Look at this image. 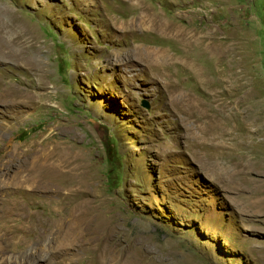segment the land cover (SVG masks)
<instances>
[{
  "label": "rangeland",
  "instance_id": "obj_1",
  "mask_svg": "<svg viewBox=\"0 0 264 264\" xmlns=\"http://www.w3.org/2000/svg\"><path fill=\"white\" fill-rule=\"evenodd\" d=\"M142 2L205 28L218 50L179 59L170 40L124 23L125 0H0L6 32L37 59L27 74L0 64L34 94L0 106V193L24 172L22 150L61 143L76 155L73 197L141 264H264V0ZM141 44L178 59L155 73ZM14 204L0 203V264H48L31 261L39 225Z\"/></svg>",
  "mask_w": 264,
  "mask_h": 264
},
{
  "label": "bare ground",
  "instance_id": "obj_2",
  "mask_svg": "<svg viewBox=\"0 0 264 264\" xmlns=\"http://www.w3.org/2000/svg\"><path fill=\"white\" fill-rule=\"evenodd\" d=\"M125 1L127 7L135 13L128 19H123L124 23L129 25L132 31L157 32L170 40L182 52L177 55L179 59H185L187 62V59L190 60L188 55L193 50H197L198 53L218 50L217 43L207 42L209 37L205 28L203 31L176 24L152 10L142 0ZM135 52L146 59L149 67L158 74H163L168 70L167 67L173 64L174 59H178L165 49L143 44L136 45ZM25 56L24 47H20V44L6 32L5 24L0 19V64L11 63L15 69L27 74L37 59H26ZM8 67L10 66L0 67V73L8 75L10 71ZM29 85L26 77L23 81L14 82L0 78V106L10 110L20 102L33 99L34 94L28 89ZM0 134L5 137L3 131H0ZM8 142L12 143V139H8ZM19 154L25 162L24 172H19L14 178L11 177V183L2 187L0 203L16 202L17 204H14L16 207L9 213L19 215L30 223L38 222L39 227L31 229L34 241L31 244L32 247L41 249L43 254L35 250L33 258L30 256L31 261L44 259L48 264L52 260H55L56 264H141L138 256L130 249H117V243L109 238L110 234L109 236L106 234L102 221L96 218L97 214L96 217L90 216L88 208H85L86 204L83 205L76 200L77 197L76 199L73 197L70 188L75 181L76 155L72 147H66L61 143L56 147L50 146L49 142L44 140L39 145L22 150ZM31 199H36L38 205L32 203ZM12 257L14 258L6 255L8 259ZM18 260L22 261L20 264H28L27 257L21 256Z\"/></svg>",
  "mask_w": 264,
  "mask_h": 264
},
{
  "label": "trees",
  "instance_id": "obj_3",
  "mask_svg": "<svg viewBox=\"0 0 264 264\" xmlns=\"http://www.w3.org/2000/svg\"><path fill=\"white\" fill-rule=\"evenodd\" d=\"M115 144L114 140L111 141H106L105 142V148L107 151V155H108V159H109V164L111 165V168L109 170V173H114L113 177H119V169H120V160H119V156L116 155V151L113 148Z\"/></svg>",
  "mask_w": 264,
  "mask_h": 264
}]
</instances>
